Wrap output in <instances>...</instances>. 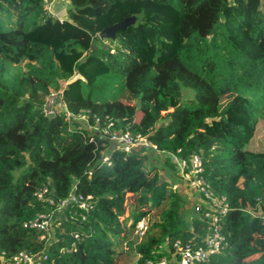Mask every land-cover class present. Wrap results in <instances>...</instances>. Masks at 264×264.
<instances>
[{
	"label": "trees",
	"instance_id": "16d2710c",
	"mask_svg": "<svg viewBox=\"0 0 264 264\" xmlns=\"http://www.w3.org/2000/svg\"><path fill=\"white\" fill-rule=\"evenodd\" d=\"M52 1L0 0V264L19 251L45 252L41 264L170 259L175 240L209 229L202 212L183 216L181 184L169 197L172 156L193 154L229 203L225 240L200 264H264V0H68L62 18ZM131 16L115 38L99 36ZM122 101L136 111L120 114ZM81 116L158 150H120ZM72 193L91 195L90 208L68 201L44 238L23 226Z\"/></svg>",
	"mask_w": 264,
	"mask_h": 264
},
{
	"label": "built area",
	"instance_id": "2783aa9c",
	"mask_svg": "<svg viewBox=\"0 0 264 264\" xmlns=\"http://www.w3.org/2000/svg\"><path fill=\"white\" fill-rule=\"evenodd\" d=\"M108 123L103 128L92 127L95 132H101L107 135V138L115 143L116 148L125 152H131L134 148L143 147L145 149L158 150L157 146L152 143L146 136L140 134H132L130 131H111ZM92 140L94 139L91 136ZM177 163L178 181L174 183V187L182 185L184 188H190L192 194L199 199L201 205H196L194 212H202L204 218L209 223L207 233L200 239L195 241H184L177 239L173 243L174 251L170 259L166 257L159 260L156 264H200L207 261L210 256L220 250L225 236L222 233L223 219L229 210V203L226 196H218L212 189L210 181L204 176L203 159L200 154H193L189 158L172 157ZM101 163L110 165L108 154L103 153ZM47 191V187L41 188L36 192L38 198H42L43 193ZM91 195L83 196L82 194L72 193L69 199L55 201L49 199L52 205L57 208L66 206L68 201L77 203L84 210H88L91 206ZM252 213V212H251ZM50 213H39L34 218L23 223L25 228L36 229L40 232L49 234L52 224ZM147 222L141 219L136 225V232L143 235L146 232ZM75 238H79L75 234ZM45 252L31 253L27 251H19L10 258H4V264H41L42 259H46ZM147 264H151L148 262Z\"/></svg>",
	"mask_w": 264,
	"mask_h": 264
},
{
	"label": "rangeland",
	"instance_id": "374dc122",
	"mask_svg": "<svg viewBox=\"0 0 264 264\" xmlns=\"http://www.w3.org/2000/svg\"><path fill=\"white\" fill-rule=\"evenodd\" d=\"M55 3L56 2H53V1L52 2H49L47 4L48 5L47 6L48 7V10L52 14H54L55 16L56 15L57 16H60V17L63 16L66 13L67 8L69 7V2H68V6L66 7V9H65L64 1H63V4L64 5L62 7H60L61 5H57ZM21 69H24V65L23 64L21 65ZM51 102H52V105L51 106H53L54 109H59L60 108V106L57 104L56 99L54 100V98H52ZM136 108H137V106H136V103L135 102L122 101L121 104H120V114H122V115H127V114L132 115L136 111ZM79 119H86V118L83 117V116H81V117H79ZM89 129H90V127H89ZM147 152H148V154L151 153L150 150H148ZM160 156H162V155L160 154ZM161 159L162 158H160L159 156H155V160L156 161H159L158 164H161L162 165ZM161 165H160V167L162 168V170H166L165 168H163L164 166H161ZM161 173H163V172H161ZM172 183L174 184L176 182H173L172 181ZM180 188L183 191L182 192L183 193V198H184L183 200L185 202L184 203V206L182 208L183 216H184V214L186 215V213L192 214L193 211H194V209H195V206L198 205V204L201 205V202L199 201V199L197 200V198H198L197 196L195 197L192 194L190 188H184L183 186L180 187ZM170 189L171 190L169 191V197H171V199H174L175 198L174 194H175V191L177 192V190L173 186ZM126 203H127V210H126L125 216L128 218L127 219V224H129L133 220V216L135 215V213L137 211V208H138L137 204L135 203V195L132 194V193H128L127 194V197H126ZM168 204L169 203H168V200H167L166 205H165V210H169L171 208V207H169ZM60 216H64V212H63V209L62 208H55L50 213V217H52V221L56 220ZM185 218H186V221L189 220V216L188 217L185 216ZM148 219H149V217H148ZM45 235L48 236V233H45V232L42 233L41 238H44ZM128 239L129 240L130 239L131 240H134L135 239V233L134 232L133 233H130ZM131 260H132L131 258H128L127 261L123 260L121 262V264H132Z\"/></svg>",
	"mask_w": 264,
	"mask_h": 264
},
{
	"label": "water",
	"instance_id": "95a60500",
	"mask_svg": "<svg viewBox=\"0 0 264 264\" xmlns=\"http://www.w3.org/2000/svg\"><path fill=\"white\" fill-rule=\"evenodd\" d=\"M134 21H135V16H131L125 18L120 22L106 26L99 32V36L101 38H115L116 32L118 30H125L128 27V25L132 24Z\"/></svg>",
	"mask_w": 264,
	"mask_h": 264
},
{
	"label": "crops",
	"instance_id": "0c3cea01",
	"mask_svg": "<svg viewBox=\"0 0 264 264\" xmlns=\"http://www.w3.org/2000/svg\"><path fill=\"white\" fill-rule=\"evenodd\" d=\"M63 1H64V4H65V9H66V7L68 6V2H69L68 0H53V2H56L55 4L61 5L60 7H62L64 5ZM65 15H66V13L63 16H61V17L56 15V17L62 18ZM74 121L77 123V125L81 126L82 128L89 129V127H90V125L88 124L86 119H79V118L77 119L76 118V119H74Z\"/></svg>",
	"mask_w": 264,
	"mask_h": 264
}]
</instances>
